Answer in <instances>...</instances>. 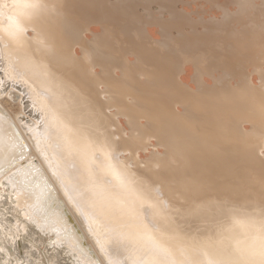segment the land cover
Here are the masks:
<instances>
[{"label": "bare ground", "instance_id": "obj_1", "mask_svg": "<svg viewBox=\"0 0 264 264\" xmlns=\"http://www.w3.org/2000/svg\"><path fill=\"white\" fill-rule=\"evenodd\" d=\"M115 1L116 4L108 3L109 0H2L0 38L27 69L35 70L34 63L28 61L36 56L42 63L38 72L60 86L62 80L67 81L51 67L60 72L61 68L67 70L77 78L81 76L87 89L95 94L93 105L99 111V120L104 127L114 129L108 132H127L123 125L120 128V117L126 116L131 138L124 149L138 152L140 147L145 148L150 136L163 143L166 157L157 151L148 162L160 177L155 180L166 183L168 188L179 181L189 182L184 194H221L238 189L251 199L261 196L264 204V157L259 156L264 151V85L253 78L254 72L259 73L264 84V2L224 0L222 15H206L207 10L203 9L202 15L195 19L184 8L172 6L175 2L152 0L159 3L160 10L156 15L152 12L151 18L185 23L199 20L211 36L175 35L162 44L147 36L148 33L144 37L145 30L141 33L143 16L136 15L134 10L138 0ZM231 4L236 6L233 11L229 9ZM94 21L101 25L98 31L103 29L104 35L92 29ZM220 22L223 29L219 28ZM189 60L197 64L194 74L195 79L200 78L198 90L188 85V76V83L184 76L182 79L184 64ZM47 66L54 74L47 72ZM218 68L223 75L211 87L203 75L207 73L215 80ZM0 105L16 121L21 105L7 97L0 98ZM1 113L0 110V125L8 123ZM245 122L252 127L248 129ZM1 128L8 130L0 127V156L2 143L7 148L12 139L10 132H1ZM31 153L36 154L33 149ZM1 159L3 156L0 163ZM27 188L7 174L0 177V198L5 196L0 201V216L5 214L6 223L1 225L5 237L0 233V249L5 253L0 252V264H37L28 247L40 248L41 232L53 233L52 228L40 221ZM198 200L195 205L184 204V212L196 216L217 207L214 198ZM8 212L12 222L6 218ZM55 229L57 236L50 239L62 244L53 251L57 264H63V254L76 257L80 264H94L89 262L66 223ZM18 233L23 236L25 251L16 254V262H10L6 242ZM43 251L39 250V258L52 264L53 257ZM39 264H44L43 260Z\"/></svg>", "mask_w": 264, "mask_h": 264}, {"label": "water", "instance_id": "obj_2", "mask_svg": "<svg viewBox=\"0 0 264 264\" xmlns=\"http://www.w3.org/2000/svg\"><path fill=\"white\" fill-rule=\"evenodd\" d=\"M6 46L0 38V98L19 103L21 113L14 121L0 105L8 121L0 125L8 130L1 132L12 137L7 148L2 143L0 177L7 174L28 187L40 221L52 228L53 233L41 232L47 255L62 247L50 237L57 236L55 228L64 222L94 264H264L261 196L251 199L238 189L221 194L171 192L172 187L153 178L148 163L151 153L163 154L164 148L124 149L130 132H108L114 129L99 120L95 94L81 76L51 67L67 81L61 79L60 86L38 72L42 63L36 56L28 61L35 70H28ZM259 156L264 157V151ZM198 198H214L217 207L196 216L185 213L183 205H195ZM6 218L13 220L9 212ZM4 220L5 214L0 216L3 237ZM25 247L22 234L13 236L6 242L7 261L16 262ZM62 263L80 264L65 254Z\"/></svg>", "mask_w": 264, "mask_h": 264}, {"label": "rangeland", "instance_id": "obj_3", "mask_svg": "<svg viewBox=\"0 0 264 264\" xmlns=\"http://www.w3.org/2000/svg\"><path fill=\"white\" fill-rule=\"evenodd\" d=\"M209 1V2H208ZM183 0L182 2L181 1H179L178 3L176 2V1H168V3H174V4H172V6H174V7H179V8H184L185 10H187V12H189V13H191V16L190 17H192V18H195V19H198L199 17L198 16H200V15H202L201 13H202V10L203 9H205V10H207V12H206V15H208V14H216L217 16H220V15H222V13H223V5H225V1L223 0ZM257 2H259V3H261V2H264V0H256ZM116 1L115 0H109V2L108 3H110V4H116L115 3ZM140 2V3H139ZM213 2L214 3V5L216 6V7H213L214 5H213V3L211 4V3ZM135 3H137V4H142V6L140 5V8H139V5L137 6V5H135L134 6V10L136 11V15H137V13L138 14H140V15H142L141 17H142V19L140 20V23H141V25H139L140 27L139 28H142L141 29V33L142 34H144V37L147 35V33H148V35L147 36H149V37H151V38H153V39H155V40H157L158 42H162V44H167V41H168V38H169V36L170 37H175V35L177 36V37H182V36H184L183 34H185L187 37H190L191 35H192V33L194 34V35H197V34H202L203 36L204 35H207V36H210V32L209 33H207L206 31H205V29L207 28V26H204V23L203 22H201V21H199V20H196V22H194V23H187V21H186V23L185 22H182V21H180V22H178V21H170V20H168V21H166V20H159V19H153V18H151L152 17V12L156 15V14H158L159 13V10H160V5H159V3H157V2H155V1H152V0H138L137 2H135ZM177 3V4H176ZM147 4H150L149 6L147 5ZM199 4V5H198ZM211 5H212V7H211ZM230 6H232V7H230ZM153 9H152V8ZM219 8V9H214V8ZM236 8V6L235 5H233V4H231V5H229V9L230 10H235V8ZM211 8V9H210ZM137 9V10H136ZM144 9V10H143ZM150 10V12H149V10ZM158 9V10H157ZM196 9V10H195ZM214 9V10H213ZM153 10V11H152ZM209 10V11H208ZM221 10V11H220ZM139 11V12H138ZM199 11V12H198ZM210 11H212V12H210ZM214 11V12H213ZM216 12V13H215ZM146 13V14H145ZM148 13V14H147ZM151 13V14H150ZM147 15V16H146ZM137 17V16H136ZM165 17H168V12H166L165 11ZM138 18V17H137ZM144 18V19H143ZM151 18V19H150ZM95 22V23H94ZM94 22H92V24L91 25H93V26H91L92 27V29L95 31V32H98V34H105V32L103 31V29H101V31H98V29L100 30V28H102V27H100L101 25L98 23V22H96V21H94ZM156 22V23H155ZM162 22V23H161ZM145 23V24H144ZM152 23H154V24H152ZM177 23V24H176ZM178 23H179V25H178ZM199 23H200V25H199ZM221 24H219V28H224L223 27V24H222V22H220ZM226 25H227V23H228V21H225L224 22ZM96 24V25H95ZM152 24V25H151ZM158 24V25H157ZM168 24V25H167ZM186 25V26H183V25ZM198 26H197V25ZM99 25V26H98ZM144 25V26H143ZM167 25V26H166ZM180 25H182V26H180ZM188 25V26H187ZM211 25V24H210ZM147 26V27H146ZM149 26H150V28H152V29H150L149 28ZM153 26V27H152ZM163 26V27H162ZM189 26H190V29H189ZM195 27V28H193V27ZM200 26L201 27H206L205 29H204V27L203 28H200ZM144 27H145V29H144ZM157 27H159V28H157ZM173 27V28H172ZM179 27H181V28H179ZM186 27V28H185ZM213 27H215V26H213ZM147 28H149V29H147ZM167 28V29H166ZM170 28V29H169ZM177 28V29H176ZM183 28V29H182ZM188 28V29H187ZM177 31H176V30ZM144 30L146 31V32H144ZM150 30H152V31H150ZM181 30H186V32L185 33H183L182 32V34H181ZM192 30H194V31H192ZM153 31H155V33L153 32ZM157 31V32H156ZM174 31V32H173ZM179 31V32H178ZM195 31H198V32H195ZM204 33H203V32ZM94 32V33H95ZM144 32V33H143ZM154 33V35L155 36H153V33ZM187 32H188V35H187ZM93 33V34H94ZM158 33V34H157ZM93 34H91L92 35V37H93ZM165 34V35H164ZM173 36H172V35ZM91 35H89V36H91ZM146 36V37H147ZM160 36H161V38H160ZM197 37H198V35H197ZM211 37V36H210ZM164 40H165V42H164ZM188 61V60H187ZM187 61H186V63L184 64V71L181 73V75H182V79L185 81V82H187V79H190V81L188 80V85L193 89V90H198V86H199V84H198V80H200V78H198V79H195V74H196V70L194 71V69H196L195 67H196V62L195 61H193V63L191 62V60H189V64L187 63ZM186 64H187V66H186ZM186 67V68H185ZM186 70H187V72H186ZM117 71H119V69L117 70ZM219 71V72H218ZM221 71H223L222 69H220V68H218L217 70H216V72L214 73V75H215V77H216V79L214 80L213 79V77L211 76V75H209V74H205V75H203V78H204V80H205V83L208 85V84H212L213 86L215 85V83L219 80V78H221L222 76H220V75H223V72H221ZM186 73L188 74V75H186ZM195 73V74H194ZM216 73H218V75L216 74ZM220 73V74H219ZM185 74V75H184ZM254 75V77L253 78H255L254 79V81L255 82H257V84H259V85H264L263 84V81H262V76L259 74V73H257V72H254L253 73ZM257 74V75H256ZM184 76V77H183ZM187 76H188V78H187ZM205 76V77H204ZM206 76H209V77H206ZM219 76V78H217ZM211 77V78H210ZM187 78V79H186ZM192 78H193V80H192ZM209 81V82H208ZM216 81V82H215ZM193 83V84H192ZM235 82H234V80H233V84H234ZM194 85V86H193ZM197 85V86H196ZM211 85V87H213ZM97 109V108H96ZM122 116V115H121ZM124 116V115H123ZM121 119V122H122V124L123 123H126L127 124V126H128V128L126 127V124H123L124 125V127H125V129H126V131L127 132H130V134H131V131H130V126H129V123H128V119H127V117L126 116H124V117H120ZM143 119V118H142ZM124 120V121H123ZM143 121H144V119H143ZM246 123V127H247V125H248V129H250L252 126H251V124H249V122L247 123V122H245ZM129 130V131H128ZM152 136H150V138L147 140V142H146V146H145V148H143V147H140L139 149H138V152L141 150H143V151H147L148 150V148L150 147V146H154V148L155 149H157V147H159L160 145L165 149V146H164V144L163 143H159V141H158V139H157V141L156 142H158L156 145H154V144H152V140H150V139H155L156 140V137L155 136H153L152 138H151ZM159 144V145H158ZM159 152V151H158ZM165 152V151H164ZM165 153H163V155H164ZM162 155V154H161ZM148 161H152V153H151V156H150V158H149V160ZM162 168H156V170L157 171H159V170H161ZM155 170V169H154ZM152 174L155 176V177H157V178H160L159 176H158V174L156 173V172H154V171H152ZM155 177H153L154 179H155ZM189 182H186V181H179V183H177V184H174V185H172L171 187H172V192H175V191H177L178 193H181V194H184V192H186L187 190H188V187H189ZM177 193V194H178ZM42 240V241H41ZM40 241L42 242V243H40V248L39 247H33V248H30V247H28V249H29V251H31V252H33L34 254H33V258L35 259V262L37 263V264H39V263H42V259H40L41 258V254L39 253V250L41 249V250H44L43 252H45V249H44V246H43V244L45 243L44 242V238L43 239H41ZM42 244V245H41ZM43 248V249H42ZM54 251V250H53ZM51 252L50 254H48V255H50L51 257H53L52 258V260H51V263L52 264H57V261H56V258H55V256H54V252ZM40 257V258H39Z\"/></svg>", "mask_w": 264, "mask_h": 264}]
</instances>
